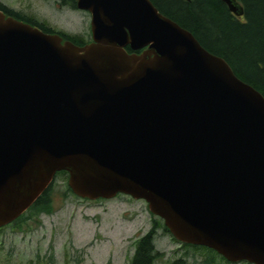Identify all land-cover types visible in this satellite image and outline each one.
<instances>
[{"label":"water","instance_id":"1","mask_svg":"<svg viewBox=\"0 0 264 264\" xmlns=\"http://www.w3.org/2000/svg\"><path fill=\"white\" fill-rule=\"evenodd\" d=\"M76 7L83 45L0 9V228L64 170L77 197L142 199L177 241L264 264L263 95L150 0Z\"/></svg>","mask_w":264,"mask_h":264},{"label":"rangeland","instance_id":"2","mask_svg":"<svg viewBox=\"0 0 264 264\" xmlns=\"http://www.w3.org/2000/svg\"><path fill=\"white\" fill-rule=\"evenodd\" d=\"M1 1L35 15L55 30L91 40L90 14L86 11L62 6L56 0ZM67 180L65 175L55 176L51 211H42L36 220L29 221L28 230L12 232L5 228L0 232V264H34L35 254L49 251L54 254L55 264H74L77 258L75 264H128L134 242L159 217L149 211L144 200L125 194L99 200L77 197L66 190ZM155 244L163 255L154 264H166L184 252L197 260L213 254L202 246L181 245L171 234L161 231L156 234ZM214 257L215 264H226Z\"/></svg>","mask_w":264,"mask_h":264},{"label":"trees","instance_id":"3","mask_svg":"<svg viewBox=\"0 0 264 264\" xmlns=\"http://www.w3.org/2000/svg\"><path fill=\"white\" fill-rule=\"evenodd\" d=\"M56 1L62 6L76 8V0ZM150 1L163 15L189 30L206 50L224 58L241 80L250 84L264 97V0H236L242 7L241 16L231 13L221 0ZM0 9L6 16H12L35 25L45 32L58 31L77 45L89 42L78 35L55 30L35 15L17 10L1 0ZM126 50L129 53L140 52V50L132 51L129 46L126 47ZM59 174L68 178V173L64 170L56 172L55 176ZM51 186L52 184L24 213L8 225L1 227L0 232L5 228H11L12 232L28 230L30 228L29 221L36 220L42 211L50 212L52 207ZM66 190L72 193L68 187ZM37 222L39 221L37 220ZM158 231L170 234L159 218L154 219L153 225L136 239L128 264H154L163 255V252L155 244ZM179 243L184 246L200 247ZM204 248L211 250L213 254H207L203 259L197 260L194 256L190 257L191 254L188 257V252H184L183 255L172 257L166 264H215V255L226 264H237L227 261L213 249ZM33 260L34 264H55L54 254L51 251L43 252V254L37 253ZM77 261L78 258L74 260L75 263ZM31 262L32 260H30ZM242 263L252 264L247 261H242Z\"/></svg>","mask_w":264,"mask_h":264},{"label":"flooded vegetation","instance_id":"4","mask_svg":"<svg viewBox=\"0 0 264 264\" xmlns=\"http://www.w3.org/2000/svg\"><path fill=\"white\" fill-rule=\"evenodd\" d=\"M62 36V40L67 39L63 34H60ZM133 51V50H132Z\"/></svg>","mask_w":264,"mask_h":264}]
</instances>
